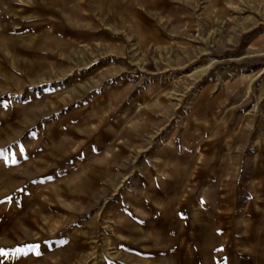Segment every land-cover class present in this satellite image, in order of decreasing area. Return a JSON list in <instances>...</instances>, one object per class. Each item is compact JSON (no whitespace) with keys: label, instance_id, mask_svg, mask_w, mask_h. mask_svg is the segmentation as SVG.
I'll return each instance as SVG.
<instances>
[{"label":"rangeland","instance_id":"374dc122","mask_svg":"<svg viewBox=\"0 0 264 264\" xmlns=\"http://www.w3.org/2000/svg\"><path fill=\"white\" fill-rule=\"evenodd\" d=\"M0 264H264V0H0Z\"/></svg>","mask_w":264,"mask_h":264},{"label":"crops","instance_id":"0c3cea01","mask_svg":"<svg viewBox=\"0 0 264 264\" xmlns=\"http://www.w3.org/2000/svg\"><path fill=\"white\" fill-rule=\"evenodd\" d=\"M2 207L0 206V209H1ZM2 212H4V209L2 208Z\"/></svg>","mask_w":264,"mask_h":264}]
</instances>
